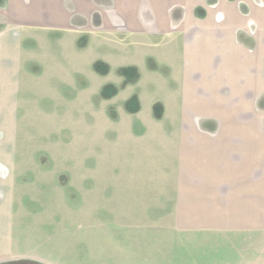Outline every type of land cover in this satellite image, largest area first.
<instances>
[{
  "label": "rangeland",
  "instance_id": "1",
  "mask_svg": "<svg viewBox=\"0 0 264 264\" xmlns=\"http://www.w3.org/2000/svg\"><path fill=\"white\" fill-rule=\"evenodd\" d=\"M209 1L173 5L172 32L102 34L74 112L18 115L13 152L34 168L12 204L29 260L10 264L258 253L225 236L264 235V0ZM37 155L58 159L39 168Z\"/></svg>",
  "mask_w": 264,
  "mask_h": 264
},
{
  "label": "crops",
  "instance_id": "2",
  "mask_svg": "<svg viewBox=\"0 0 264 264\" xmlns=\"http://www.w3.org/2000/svg\"><path fill=\"white\" fill-rule=\"evenodd\" d=\"M202 1L210 2L196 3ZM236 1L248 7V0ZM175 4L188 6L187 0H0V264L29 260L19 250L24 248L23 226L13 219V186L34 168L29 167L34 156L13 152L20 136L18 115L62 112L57 108L74 112L77 87L91 86L92 43L109 32H172ZM96 59L107 60V55ZM253 65L264 73V64ZM55 157L37 155V166L44 168L40 162L50 166ZM259 192L262 196L256 201L264 200ZM227 235V241L234 239L244 246L259 243L258 253L248 248L205 251L202 264H264V235ZM227 257L241 260L227 261Z\"/></svg>",
  "mask_w": 264,
  "mask_h": 264
},
{
  "label": "flooded vegetation",
  "instance_id": "3",
  "mask_svg": "<svg viewBox=\"0 0 264 264\" xmlns=\"http://www.w3.org/2000/svg\"><path fill=\"white\" fill-rule=\"evenodd\" d=\"M14 263V262H13ZM8 264H10V263H8Z\"/></svg>",
  "mask_w": 264,
  "mask_h": 264
}]
</instances>
